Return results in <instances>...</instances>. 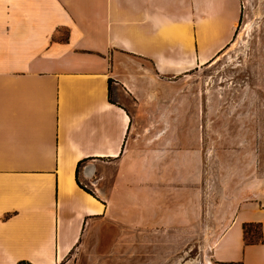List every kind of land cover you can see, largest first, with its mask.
I'll return each mask as SVG.
<instances>
[{
  "label": "crops",
  "instance_id": "crops-1",
  "mask_svg": "<svg viewBox=\"0 0 264 264\" xmlns=\"http://www.w3.org/2000/svg\"><path fill=\"white\" fill-rule=\"evenodd\" d=\"M240 15V0H0V264H61L116 215L141 115H165L160 82L210 64ZM211 255L264 264V205Z\"/></svg>",
  "mask_w": 264,
  "mask_h": 264
},
{
  "label": "rangeland",
  "instance_id": "rangeland-1",
  "mask_svg": "<svg viewBox=\"0 0 264 264\" xmlns=\"http://www.w3.org/2000/svg\"><path fill=\"white\" fill-rule=\"evenodd\" d=\"M240 2L230 44L160 82L152 106L165 115H141L127 145L131 191L61 264H219L217 239L241 208L264 205V0ZM246 232V243L260 242V226Z\"/></svg>",
  "mask_w": 264,
  "mask_h": 264
},
{
  "label": "bare ground",
  "instance_id": "bare-ground-1",
  "mask_svg": "<svg viewBox=\"0 0 264 264\" xmlns=\"http://www.w3.org/2000/svg\"><path fill=\"white\" fill-rule=\"evenodd\" d=\"M194 262H196V261H188L186 264H194ZM204 264H213V262L211 261V259L208 256H206Z\"/></svg>",
  "mask_w": 264,
  "mask_h": 264
},
{
  "label": "trees",
  "instance_id": "trees-1",
  "mask_svg": "<svg viewBox=\"0 0 264 264\" xmlns=\"http://www.w3.org/2000/svg\"><path fill=\"white\" fill-rule=\"evenodd\" d=\"M112 83H113V81L110 80V81H109V87H110V90H111V87H112ZM82 188H83L87 193L92 194L89 190H87V189L84 188L83 186H82ZM246 227H247V226H246ZM246 227H245V233H247V232H246ZM20 264H25V263H20ZM232 264H234V263H232ZM238 264H242V263H238Z\"/></svg>",
  "mask_w": 264,
  "mask_h": 264
}]
</instances>
